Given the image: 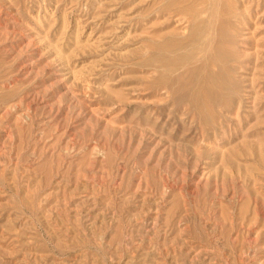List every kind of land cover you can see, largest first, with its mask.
I'll return each mask as SVG.
<instances>
[{
    "label": "rangeland",
    "instance_id": "rangeland-1",
    "mask_svg": "<svg viewBox=\"0 0 264 264\" xmlns=\"http://www.w3.org/2000/svg\"><path fill=\"white\" fill-rule=\"evenodd\" d=\"M153 1L0 0V264H264V0Z\"/></svg>",
    "mask_w": 264,
    "mask_h": 264
},
{
    "label": "bare ground",
    "instance_id": "bare-ground-1",
    "mask_svg": "<svg viewBox=\"0 0 264 264\" xmlns=\"http://www.w3.org/2000/svg\"><path fill=\"white\" fill-rule=\"evenodd\" d=\"M162 1H163V0H162ZM170 1H171V0H170ZM195 1H196V0H195ZM195 1H194V2H195ZM208 1H209V0H208ZM156 2H157V0H154V1H153L154 4H158V3H156ZM164 2H165V1H164ZM181 2H182V0H181ZM212 2H213V1H212ZM159 3H160V2H159ZM176 3H178V2H176ZM207 3H208V2H207ZM215 3H216V1H215ZM211 4H212V3H211ZM213 4H214V3H213ZM164 5H165V4H164ZM169 5H171V3H169ZM189 5H190V3H189ZM207 5H208V4H207ZM209 5H210V3H209ZM181 6H182V5H181ZM190 6H191V5H190ZM159 7H160V6H159ZM212 7H213V6H212ZM212 7H211V8H212ZM174 8L176 9V7H174ZM174 8H173V10H174ZM206 8H207V7H206ZM219 8H220V7H219ZM202 9H204V8H202ZM212 9H213V8H212ZM214 9H216V7H215ZM214 9H213V10H214ZM206 10H209V9H206ZM154 11H155V9H154ZM216 11H217V9H216ZM218 11H219V9H218ZM208 12H209V11H208ZM212 12H213V11H212ZM212 12H211V15L209 14L210 16H212V15L215 16V15L217 14V12H216V14H212ZM214 12H215V11H214ZM204 13H207V11H206V12H203V13H202V12H201V13L199 12V17H200V14H201V17H200L201 19L203 18L202 15H203ZM209 13H210V12H209ZM219 13H220V12H219ZM195 15H196V14H195ZM197 16H198V14H197ZM197 16L193 17V19H195ZM203 16H205V14H204ZM213 16H212V17H213ZM216 16H217V15H216ZM173 17H175V16H173ZM219 17H220V16H219ZM163 18H165V17H163ZM209 18H210V17H209ZM216 18H217V17H216ZM209 20H212V19H209ZM217 20H218V19H217ZM192 21H193L192 23H194V20H192ZM200 21H201V20H200ZM200 21H199V19H198V22H200ZM213 21H216V20H215V19L212 20V21H211V24H212ZM218 21H219V20H218ZM201 22H202V21H201ZM209 22H210V21H209ZM218 24H219V22H218ZM190 25H191V24H190ZM215 25H216V24H215ZM215 25H214V24L212 25V26L214 27V29L211 30L210 28H211L212 26L210 27V24H209V27H208V28L210 29V31H212V33H213V31L215 30V28H216ZM188 26H189V25H188ZM191 26H192V25H191ZM194 26H195V23H194ZM197 26H198V25H197ZM220 26H221V25H220ZM203 27L205 28V23H204V24L202 23V27H201V28H203ZM190 28L192 29V27H190ZM208 28H207V30H206L207 32H208V30H209ZM195 29H196V28H194V30H192V32H194ZM186 30H187V33H186V34L190 35V37H191V34H189L188 29H186ZM202 30H203V29H202ZM199 31H200V30H199ZM210 31H209V33H211ZM215 31H216V30H215ZM219 31H220V30H219ZM219 31H218V32H219ZM207 32L204 33V31H203V34H206ZM221 32H222V31H221ZM196 33H197V32H196ZM219 33H220V32H219ZM193 34L196 35L195 33H193ZM198 34H199V33H198ZM181 35H182V34H181ZM214 35H216V33H213L212 37H213ZM157 36H158V35H157ZM176 36H177V35H176ZM176 36H175V38H176ZM197 36H198V35H197ZM206 36H209V34H208V35L206 34ZM216 36H218V35H216ZM165 37L168 38V36H166V35H165ZM178 37H182V36H178ZM199 37H201V35H199ZM214 37H215V36H214ZM169 38H170V40L173 39V37H171V35H170ZM187 38H188V37H187ZM187 38H186V39H187ZM196 38H197V37H196ZM204 38H205V37H204ZM207 38H208V37H207ZM220 38H222V37H220ZM191 39H193V38H191ZM199 39H201V38H199ZM202 39H203V37H202ZM202 39H201V40H202ZM205 39H206V38H205ZM210 39H211V37H210ZM213 39H214V38H213ZM213 39H212V40H213ZM161 40H163V42H166L167 39L165 38V39H161ZM164 40H165V41H164ZM170 40H169V41L167 40V42H170V43H171V41L174 42V40H171V41H170ZM189 40H190V39H189ZM197 40H198V38H197ZM220 40H221V39H220ZM175 41H178V40H175ZM184 41H185V40H184ZM199 41H200V40H199ZM208 41H209V38H208ZM155 42H156V41H155ZM157 42H158V41H157ZM159 42H160V41H159ZM185 42H186V41H185ZM200 42L202 43L203 41H200ZM211 42H212V41H211ZM160 43H161V42H160ZM170 43H168V45H170ZM174 43H175V42H174ZM178 43H179V42H178ZM212 44H213V42H212ZM212 44L209 45V47H211ZM176 45H177V44H175V46H176ZM186 45H187V43H186ZM199 45H200V44H199ZM201 45H203V46H204V45H207V42H206V44H205V42H203V44H201ZM172 46H173V44H172ZM181 46H183V45H181ZM165 47H166V46H165ZM177 47H179V46H177ZM213 47H214V44H213ZM213 47H212V49H213ZM182 48H184V47H182ZM205 48H206V47H205ZM205 48H204V50L206 51ZM214 48H216V47H214ZM173 49H174V48H173ZM173 49H171V50H173ZM176 49H177V48H176ZM180 49H181V47H180ZM194 49H195V48H194ZM201 49H202V46H201ZM201 49H200V50H201ZM208 49L211 50L210 48H208ZM219 49H220V48H219ZM219 49H216L215 51L218 50L217 52H219ZM164 50H165V48H164ZM182 50H183V49H182ZM190 50H191V49H190ZM213 50H214V49H213ZM166 51H167V49H166ZM215 51L212 52V53H213V56H214V54H217V53H215ZM152 52H153V51H152ZM158 52H159V51H158ZM202 52H203V51H202ZM206 52H209V51H206ZM220 52H222V50H221ZM149 53H151V52H149ZM163 53H165V52H163ZM173 53H174V52H172V54H173ZM212 53H209V54H212ZM161 54H162V53H161ZM161 54H160V55H161ZM175 54H176V53H174V55H172V56L175 57V56H176ZM180 54H181V53H180ZM180 54H179V55L177 54V56H179V59H180ZM221 54H222V53H221ZM158 55H159V54H157V56H156V54H155L154 57L156 58V60H157V58H158V60H161V59H159ZM164 55H165V54H164ZM190 55H192V54H190ZM196 55L198 56V54H196ZM196 55H195V56H196ZM199 55H200V54H199ZM172 56L170 55V59H171ZM177 56H176V57H177ZM200 56H201V55H200ZM226 56H228V55L226 54ZM181 57H184V56L181 55ZM184 58H186V57H184ZM187 58H188V57H187ZM203 58H204V56H203ZM226 58H227V57H226ZM226 58H225V59H226ZM150 59H151V57H150ZM162 59H163V55H162ZM166 59H167V58L164 59V62H162V60L159 61V65L161 64V62L164 64L165 61H166ZM172 59H174V58H172ZM181 59H183V58H181ZM188 59H189V58H188ZM214 59H215V58H214ZM220 59H221V58H219V60H220ZM176 60H177V59H176ZM201 60H202V59H201ZM201 60H200V64L202 63ZM207 60H208V59H207ZM216 60H217V59H216ZM216 60H214V61H216ZM219 60H218V61H219ZM221 60H222V59H221ZM147 61H149V58H148V57H147ZM151 61H153V60L151 59ZM190 61H191V60H190ZM190 61H189V62H190ZM168 62L170 63V61H167V62H166V63H167L166 65L169 64ZM173 62L175 63V61H173ZM181 62H182V60H181ZM181 62H180V65H181ZM204 62H206L205 59H204ZM208 62H209V61H208ZM208 62H207V64H208V67L210 68L211 65H209ZM210 62H211V61H210ZM182 63L184 64V60H183ZM186 63H187V62H186ZM212 63H213V62H212ZM163 64H162V65H163ZM189 64H190V63H189ZM191 64H193V62H191ZM195 64H196V63H195ZM195 64H193V67H194L193 69H194V71H196V70H195V68H196V67H195ZM204 64H205V63H204ZM222 64H224V63H222ZM154 65H155V64H154ZM166 65H165V66H166ZM173 65H174V64H173ZM187 65H188V63H187ZM187 65L185 64L184 66H187ZM149 66H151V65H149ZM152 66H153V65H152ZM184 66H182V67H183V70H184V72L187 73L188 70L185 71L186 69H184V68H185ZM203 66H204V65H203V63H202V65H201L200 67H203ZM224 66H225V65H224ZM153 67H154V66H153ZM155 67H156V65H155ZM162 67H164V65H163ZM167 67H170V69L172 68L170 65H168ZM167 67H165V69L168 70ZM175 67H176V69H177V66H174V68H175ZM188 67H189V66H188ZM188 67H186V68H188ZM200 67H199V68H200ZM208 67H206V68H208ZM217 67H218V65H217ZM221 67H222V65H221ZM156 68H158V67H156ZM189 68L191 69V67H189ZM199 68H198V69H199ZM204 68H205V66H204ZM209 68H208V69H209ZM225 68H226V67H225ZM159 69H160V68L156 69V72H158ZM163 69H164V68H163ZM190 69H189V71H190ZM196 69H197V68H196ZM167 70H166V71H167ZM199 70H200V69H199ZM206 70H207V69H206ZM212 70H213V69H212ZM212 70H211V71H212ZM218 70H219V69H218ZM218 70H215L214 72H216V71H218ZM166 71H165V72H166ZM175 71H177V70H175ZM189 71H188V72H189ZM194 71L192 70L191 73L194 72ZM207 71H209V70H207ZM220 71H221V70H220ZM159 72H160V71H159ZM161 72H164V71L162 70ZM170 72H171V71H170ZM178 72H179V71H178ZM178 72H177V73H178ZM199 72H200V71H199ZM204 72H206V71L204 70ZM166 73H168V71H167ZM171 73H172V72H171ZM177 73H174V74H176V76H177V75L180 76V75L177 74ZM194 73L197 74L198 72L196 71V72H194ZM208 73H210V71L207 72L206 74H208ZM224 73H225V72H224ZM204 74H205V73H204ZM217 74H219V73H217ZM163 75H164V74H163ZM163 75L160 74V75H159L160 78H162L161 76H163ZM182 75H183V74H182ZM192 75H193V74H192ZM198 75H200V74H198ZM159 76H158V77H159ZM165 76H166V75H165ZM168 76H169V74H168ZM196 76H197V75H196ZM196 76H193V77H196ZM163 77H164V76H163ZM172 77H173V76H172ZM172 77H170L169 80H171ZM197 77H198V76H197ZM200 77H201V75H200ZM200 77H198V78L201 79ZM186 78H187V77H186ZM188 78H190V77H188ZM204 78H205V77H204ZM207 78L212 79V78H210V77H207ZM164 79H165V77H164ZM164 79H163V80H164ZM195 79H196V78H195ZM205 79H206V78H205ZM205 79H204L203 81L207 82V79H206V80H205ZM209 79H208V80H209ZM161 80H162V79H161ZM163 80H162V81H163ZM169 80H168V81H169ZM182 80H183V78H182ZM189 80H190V79H189ZM153 81L155 82V79H154ZM165 81H166V80H165ZM165 81H164V82H165ZM171 81H172V80H171ZM171 81H170V82H171ZM209 81H210V80H209ZM213 81H214V80L212 79V83H213ZM197 82H200V81H197ZM214 82H215V81H214ZM216 82H217V81H216ZM165 83H167V82H165ZM178 83L180 84V82H178ZM208 83H209V82H208ZM163 84H164V83H163ZM173 84H174V83H173ZM198 84H199V83H198ZM203 84H204V83H203ZM216 84H217V83H216ZM167 85H168V84H167ZM170 85H171V84H170ZM180 85H182V83H181ZM199 85H200V86H199V88H200V87H201V82H200ZM204 85H205V84H204ZM204 85H203V87H204ZM213 85H215V84H212L211 86H213ZM171 86L173 87V85H171ZM186 86H187V85H186ZM168 87H169V86H168ZM180 87H181V86H180ZM216 87H217V86H216ZM177 88H179V86L175 87V89H174V88H172V89H174V90L176 91ZM197 88H198V87H197ZM199 88H198V89H199ZM201 88H202V87H201ZM225 88H226V87H224V89H225ZM183 89H184V88H182V89H180V90H183ZM203 89H204V88H202V90H203ZM207 89L210 90V88H207ZM211 89H212V88H211ZM224 89H223V91H224ZM170 90H171V89H170ZM178 90H179V89H178ZM193 90H194V87H193ZM209 90H207V91L209 92ZM226 90H228V89H226ZM226 90H225V91H226ZM175 91H172V92L174 93ZM205 91H206V90L204 89V92H203V93H205ZM179 92H181V91H179ZM189 92H190V91H189ZM214 92H215V91H214ZM216 92H217V91H216ZM176 93H177V92H176ZM190 93H191V92H190ZM209 93H210V92H209ZM174 94H175V93H174ZM181 94L184 95L183 91L181 92ZM195 94H196V93H195ZM195 94H193V96H194ZM212 94H213V93H211V94L208 95V96H210L211 98H212V96H213V98H215V97L217 96V95L214 96V95H212ZM176 95H177V94H176ZM182 95H180V97H181ZM189 95H192V94H189ZM203 95L206 96V98H203V99H207V95H205V94H203ZM193 96H192V97H193ZM182 97H183V96H182ZM184 97H185V96H184ZM194 97H195V96H194ZM199 97H200V96H199ZM199 97L197 96V98H196L197 101H196V102L201 101V100L198 99ZM216 98H217V97H216ZM189 99H190V98H189ZM189 99H188L187 101H189ZM203 99H202V100H203ZM198 100H199V101H198ZM213 100H214V99H213ZM181 101H184V100L181 99ZM203 101H204V100H203ZM207 101H209V100H207ZM190 102H191V101H190ZM193 102H194V101H193ZM209 102H210V101H209ZM185 103H186V102H185ZM191 103H192V102H191ZM198 104H199V103H198ZM201 104H202V103H200V105H201ZM210 104H211V103H210ZM210 104H208L207 106H209ZM203 105H204V104H203ZM211 105H212V104H211ZM196 106H197V105H196ZM201 106H202V105H201ZM201 106H199V107H201ZM205 106H206V105H204V107H205ZM197 109H201V108H197ZM209 109H211V108H209Z\"/></svg>",
    "mask_w": 264,
    "mask_h": 264
}]
</instances>
